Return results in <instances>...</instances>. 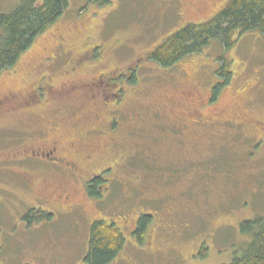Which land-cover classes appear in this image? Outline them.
<instances>
[{"label": "rangeland", "instance_id": "rangeland-1", "mask_svg": "<svg viewBox=\"0 0 264 264\" xmlns=\"http://www.w3.org/2000/svg\"><path fill=\"white\" fill-rule=\"evenodd\" d=\"M23 1L0 0V12ZM229 1L69 0L0 73V264H85L98 220L126 239L111 264L241 255V224L264 216V39L237 37L227 52L213 42L171 68L148 60ZM220 57L232 79L214 97ZM54 145L65 165L29 161ZM95 175L101 199L86 190ZM34 212L53 216L29 224ZM143 215L153 220L139 244Z\"/></svg>", "mask_w": 264, "mask_h": 264}, {"label": "trees", "instance_id": "trees-1", "mask_svg": "<svg viewBox=\"0 0 264 264\" xmlns=\"http://www.w3.org/2000/svg\"><path fill=\"white\" fill-rule=\"evenodd\" d=\"M88 2L107 5L109 0ZM68 7L69 0H24L14 12H0V73L11 69L31 48L34 40L52 26ZM249 33H259L264 39V0H230L211 20L188 24L170 35L148 55V60L162 68H171L181 60L201 53L213 42H219L223 52H227L236 45L237 37ZM219 62L216 75L220 84L214 88V97L232 79L229 62L225 57H220ZM102 183L101 177H97L87 185L90 197H103L99 190ZM52 216L34 212L25 215V220L31 224L51 220ZM152 220L150 215L139 218L134 232L139 244L144 243L146 229ZM240 230L250 241L245 243L241 255L235 256L230 264H264V216L243 222ZM125 244V236L115 222L95 221L89 231L85 264H111L124 250ZM199 255L204 257L205 251H200Z\"/></svg>", "mask_w": 264, "mask_h": 264}, {"label": "flooded vegetation", "instance_id": "flooded-vegetation-1", "mask_svg": "<svg viewBox=\"0 0 264 264\" xmlns=\"http://www.w3.org/2000/svg\"><path fill=\"white\" fill-rule=\"evenodd\" d=\"M58 152H59V150H58V148H57V146H53L51 149L49 148V149H45L44 151H42V152H40V153H38L37 155H35V156H33V157H30L29 158V161L31 160V158H34V157H38V158H41L42 160H40V162H34V161H32V162H34V164H38V165H43V166H46V167H49V166H54V167H61V166H63V164H64V161H63V159L62 158H60V157H56V158H54V161H52V157L54 156V155H58ZM41 153H43V154H41ZM65 165V164H64ZM34 167H35V165H33ZM68 167H70V165H67ZM98 176L97 175H95V176H93L88 182H87V184H86V190H87V185L91 182V181H93V179H95V178H97ZM87 193H88V191H87ZM89 195V194H88Z\"/></svg>", "mask_w": 264, "mask_h": 264}]
</instances>
